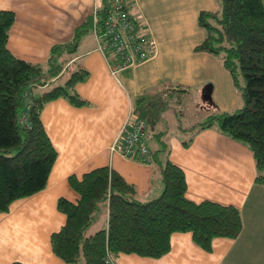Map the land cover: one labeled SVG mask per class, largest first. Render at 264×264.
Masks as SVG:
<instances>
[{"label":"crops","instance_id":"crops-1","mask_svg":"<svg viewBox=\"0 0 264 264\" xmlns=\"http://www.w3.org/2000/svg\"><path fill=\"white\" fill-rule=\"evenodd\" d=\"M98 1L0 0V10L15 15L8 34L9 50L18 58L44 63L51 46L70 40L74 28L92 14ZM219 6L218 0H132L130 15L155 45L148 59L116 76L88 33L81 38L73 59L89 76L77 83L76 90L88 104L74 106L65 98L45 104L41 119L57 157L46 187L16 200L8 212L0 214V264H69L53 253L50 235L66 219L57 208V199H78L68 182L70 175L81 177L95 167L108 166L136 187L139 199L148 200L162 191L160 170L167 158L184 171L187 198L236 206L241 231L235 238H214L210 251L195 244L190 232H173L170 249L163 256L121 253L115 264H264V187L255 182L250 149L223 134L218 124L200 128L204 121L192 126L188 139L178 138L155 115L162 102L166 107L168 100L178 101L165 85H179L181 92H187L227 75L218 56L194 50L205 35L198 13ZM229 83L226 79L231 89ZM235 104L236 100L229 109ZM227 106L221 108L227 110ZM150 114L154 124L148 119ZM130 115L146 121L144 142L152 152L150 161L137 153L123 157L110 151ZM104 211L106 216V207Z\"/></svg>","mask_w":264,"mask_h":264},{"label":"trees","instance_id":"trees-1","mask_svg":"<svg viewBox=\"0 0 264 264\" xmlns=\"http://www.w3.org/2000/svg\"><path fill=\"white\" fill-rule=\"evenodd\" d=\"M220 1L221 13H198V24L206 33L194 50L219 56L233 83L240 87L243 105L232 113L210 115L199 125L206 128L217 121L223 134L243 142L255 161V182L264 187V0ZM98 3L101 14L106 0ZM14 19L13 11L0 10V214L47 185L57 150L41 119L45 104L57 98L74 106L88 104L76 85L89 72L73 58L81 38L92 31V15L74 28L70 40L53 44L44 63L18 58L9 50ZM66 68L71 71L63 83L33 92L61 78ZM174 89L181 90L179 85ZM26 90L32 94L27 111ZM160 174L162 191L148 200L139 199L136 187L108 166L95 167L81 177L70 175L68 182L78 199H57V208L66 219L50 235L53 253L69 264H115L121 253L163 256L170 249L173 232H190L192 241L206 251L216 237L238 236L242 218L236 206L187 198L184 171L168 158ZM101 205L107 210L105 223L86 235Z\"/></svg>","mask_w":264,"mask_h":264},{"label":"built area","instance_id":"built-area-1","mask_svg":"<svg viewBox=\"0 0 264 264\" xmlns=\"http://www.w3.org/2000/svg\"><path fill=\"white\" fill-rule=\"evenodd\" d=\"M132 0H106L103 12H98L99 3L94 4L92 12V33L97 43V50L106 57L110 73L116 76L120 70L139 65L150 57L154 48L153 38L130 15ZM29 109L32 94L24 92ZM24 112L21 115L25 119ZM146 121L142 117L130 115L122 125L110 146V151L123 157L138 154L150 161L152 152L144 142Z\"/></svg>","mask_w":264,"mask_h":264},{"label":"rangeland","instance_id":"rangeland-1","mask_svg":"<svg viewBox=\"0 0 264 264\" xmlns=\"http://www.w3.org/2000/svg\"><path fill=\"white\" fill-rule=\"evenodd\" d=\"M218 1L220 2V6L217 9V11L221 13L222 3L220 0ZM202 30L205 34L206 33L205 30L203 28ZM88 35L90 37V40L95 44V46H97L96 40L92 36V31H89ZM79 50L81 49L79 48ZM65 58H66L65 62L68 64L70 62L68 60V56H65ZM70 66L71 65H68V67ZM68 69L69 68H66L65 72L63 73V76L61 78H58L56 81L50 83L47 86V88H50L51 86L55 84L63 83V81L66 79V77L71 71ZM224 70L227 74L226 76H220L217 79L216 77L212 78V80H214L213 83L210 81L204 87H199V86L192 87L187 92H181V91L175 90L174 85L172 86L165 85V88L168 91V93L178 98V101L174 102V101L168 100V104H167L168 106L166 107H165V103L162 102L161 103L162 108L159 107V109L155 111V115H157L156 118L158 119V121L162 125L168 126V130L172 132L176 137L178 138L184 137V139H188V135L192 131L191 130L192 126L196 125L199 121L207 120L210 114H217L220 112L232 113L238 107H241L243 105V100L241 97L240 87L236 86L233 83V79L230 73L225 68ZM118 77L120 78V76ZM238 78H239V82L241 85L242 76L239 74ZM226 79H227V82L228 81L230 82L229 84H230L231 89H229L227 84H225ZM44 89L45 88H41V89L35 88L33 92L39 93ZM142 96H148V95L144 94ZM170 97L172 98V96ZM234 100H236V104L229 109L230 105L233 103ZM170 101L171 103H169ZM154 104H158V103L154 102ZM223 104L228 105L227 108H225L227 110H223L221 108ZM156 108H158L157 105H156ZM206 112L209 113L208 116H206L207 115ZM160 117L162 118L160 119ZM148 119H150L149 121L154 124L151 114ZM214 123L217 124V121H215ZM156 152L159 153V151H156ZM105 217L106 216H105L104 207L103 205H101L100 209L95 213L94 221L91 223V225L86 230L85 232L86 235H89L95 232L96 230H98L99 228H101L105 223Z\"/></svg>","mask_w":264,"mask_h":264}]
</instances>
